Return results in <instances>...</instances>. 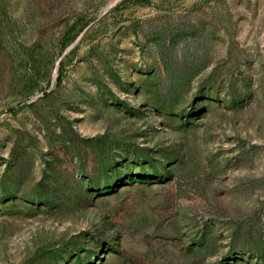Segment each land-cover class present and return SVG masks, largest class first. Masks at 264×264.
Here are the masks:
<instances>
[{
  "label": "rangeland",
  "instance_id": "rangeland-1",
  "mask_svg": "<svg viewBox=\"0 0 264 264\" xmlns=\"http://www.w3.org/2000/svg\"><path fill=\"white\" fill-rule=\"evenodd\" d=\"M0 264H264V0H0Z\"/></svg>",
  "mask_w": 264,
  "mask_h": 264
}]
</instances>
